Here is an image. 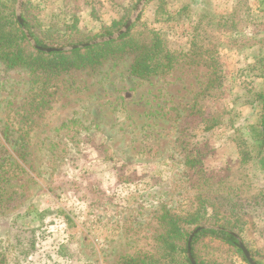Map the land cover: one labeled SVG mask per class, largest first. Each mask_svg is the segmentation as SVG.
<instances>
[{
  "label": "rangeland",
  "instance_id": "rangeland-1",
  "mask_svg": "<svg viewBox=\"0 0 264 264\" xmlns=\"http://www.w3.org/2000/svg\"><path fill=\"white\" fill-rule=\"evenodd\" d=\"M242 1L254 17L264 10V0ZM135 2L29 0L43 29L64 34L76 23L87 35L119 21ZM163 2L169 15L155 13L159 0H147L140 15L174 50L187 51L199 20L230 16L238 0ZM248 27L214 34L218 88L206 86L215 76L204 57L181 61L167 76L138 78L130 74L134 54L117 53L54 73L51 105L30 121L22 112L32 70L0 61V264H119L126 257L164 264L162 213L189 220L205 210L204 227L218 229L236 221L224 213L226 197L246 212L239 239L264 264V35ZM193 113L209 114L213 128L191 122ZM189 159L201 163L191 167Z\"/></svg>",
  "mask_w": 264,
  "mask_h": 264
},
{
  "label": "trees",
  "instance_id": "trees-1",
  "mask_svg": "<svg viewBox=\"0 0 264 264\" xmlns=\"http://www.w3.org/2000/svg\"><path fill=\"white\" fill-rule=\"evenodd\" d=\"M139 1L125 9L119 21L103 26L96 34L87 35L77 28L76 23L68 26L64 34L43 29L40 26L37 11L29 0L23 4V24H20L15 11L17 0H0V61L9 69L26 66L33 73L32 92L23 107L22 120L30 121L34 115L41 116L45 109L50 107L52 95L49 92V82L54 73L100 65L117 53L134 54L130 74L138 78L167 76L181 61L189 60L192 64H199L204 57L205 65L213 69L215 76L214 81L207 82L206 86L209 90L218 88L221 86V78L217 73L220 60L216 51L214 34L220 31L229 32V30L236 34L242 33L244 28L249 26L252 33L264 35V10L254 17L250 13L248 4L238 0L233 13L228 17L212 14L202 17L194 28L187 51L174 50L170 41L160 31L151 28L143 20V14L139 15L128 32L117 40L84 49L46 53L33 47L27 37L28 30L36 44L42 48L86 44L110 36L124 27ZM159 1L160 5L155 13L169 15L163 0ZM263 41L261 44H264ZM258 97L262 104V119L258 134L264 148V91L258 93ZM194 115L195 113L193 117ZM207 116L209 114L204 113L201 117H194L193 121L189 120L194 124L205 122V130L209 131L213 125L210 124V117L205 118ZM261 162L264 167V151ZM200 163V159L187 161L191 167H196ZM230 203V197H226L224 203L222 202L224 204L222 208L225 214L235 218L236 221L231 223L227 220V223L220 225L218 229L203 228L195 236L191 252L196 264H249L240 248L239 240L243 230L239 220L246 216V212L238 203L232 205ZM207 221L205 210L199 216L189 220L164 211L161 215L164 233L159 237L164 246L162 248L164 249L162 258L166 259L164 264H191L187 257L189 237L193 230L207 226ZM246 247L248 248L247 245ZM249 251L254 261L258 263L250 249ZM119 264L161 263L126 257Z\"/></svg>",
  "mask_w": 264,
  "mask_h": 264
},
{
  "label": "water",
  "instance_id": "water-1",
  "mask_svg": "<svg viewBox=\"0 0 264 264\" xmlns=\"http://www.w3.org/2000/svg\"><path fill=\"white\" fill-rule=\"evenodd\" d=\"M146 2H147V0H142L139 3V5L137 6V9L135 10V13L132 15V17L129 19L127 24L119 32H117L116 34H114V35H112L110 37H106L104 39H101V40L97 41L96 43L83 44V45L71 46V47H66V48H42V47H39L36 44L34 39L26 31L27 37H28L29 41L32 43V45L35 48H37V49H39L41 51H44L46 53L72 51V50H76V49L87 48V47L92 46L94 44L111 42V41L117 40L123 34L128 32V30L136 22L137 18L139 17L140 13L142 12V9H143V7H144ZM23 3H24V0H18L17 9H16V16H17V19H18L20 24H23V19H22V6H23ZM203 228H207V227H199L198 229L193 231V233L189 237V241H188V259L190 260L191 264H196V261L194 260L192 252H191V245H192V242H193L195 236L197 235V233L200 232ZM240 248L243 251L248 263L249 264H256L255 261L253 260L252 256H251L250 252L248 251V249L245 247V245L242 243L241 240H240Z\"/></svg>",
  "mask_w": 264,
  "mask_h": 264
}]
</instances>
